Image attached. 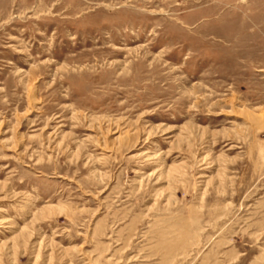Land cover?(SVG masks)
<instances>
[{
	"label": "rangeland",
	"instance_id": "1",
	"mask_svg": "<svg viewBox=\"0 0 264 264\" xmlns=\"http://www.w3.org/2000/svg\"><path fill=\"white\" fill-rule=\"evenodd\" d=\"M264 0H0V264H264Z\"/></svg>",
	"mask_w": 264,
	"mask_h": 264
},
{
	"label": "bare ground",
	"instance_id": "2",
	"mask_svg": "<svg viewBox=\"0 0 264 264\" xmlns=\"http://www.w3.org/2000/svg\"><path fill=\"white\" fill-rule=\"evenodd\" d=\"M245 117H247V119H249L254 124H258L260 126L264 125V113L254 114L249 112L248 114H245Z\"/></svg>",
	"mask_w": 264,
	"mask_h": 264
}]
</instances>
